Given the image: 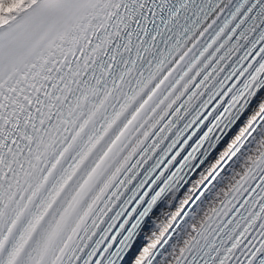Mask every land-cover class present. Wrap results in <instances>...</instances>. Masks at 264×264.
I'll list each match as a JSON object with an SVG mask.
<instances>
[{
  "label": "snow or ice",
  "instance_id": "6c2138e0",
  "mask_svg": "<svg viewBox=\"0 0 264 264\" xmlns=\"http://www.w3.org/2000/svg\"><path fill=\"white\" fill-rule=\"evenodd\" d=\"M0 264H264V0H0Z\"/></svg>",
  "mask_w": 264,
  "mask_h": 264
}]
</instances>
